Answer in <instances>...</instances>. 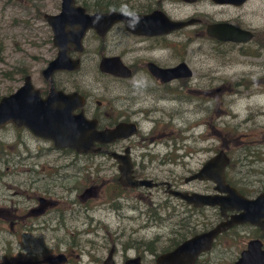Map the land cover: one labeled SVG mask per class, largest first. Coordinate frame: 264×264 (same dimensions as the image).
<instances>
[{"label": "rangeland", "instance_id": "1", "mask_svg": "<svg viewBox=\"0 0 264 264\" xmlns=\"http://www.w3.org/2000/svg\"><path fill=\"white\" fill-rule=\"evenodd\" d=\"M75 2L91 12L99 2H109L112 6L130 9H141L148 4L147 0ZM60 3L61 0H0V97L15 92L23 84L21 71L31 76L36 88L41 86V71L57 54L52 45V32L43 16L58 14ZM164 7L174 19L184 20L197 15V18L210 23L230 22L255 32L253 42L242 49L245 54L238 47L217 48L198 26L181 37L180 51L187 57L194 71L206 73L207 69L212 70L207 73L212 74L213 89L226 84L230 90L217 97H207V100L203 96H193V104L182 107L191 110L187 121H176L167 131H162L167 123H160L161 128L155 136L160 137L157 152L163 157L174 151L172 136L179 137L177 143L192 150L201 148L214 153V149H226L232 160L233 179L246 182L245 188L250 193H255L264 186V46H259L260 42L264 43V0H249L242 7L218 6L212 0H201L193 5L165 2ZM202 33L204 37H201ZM111 34L107 38V51L102 52L103 54L118 55L136 46L126 40L123 33L113 31ZM114 37L117 39L112 40ZM190 37L193 42L184 50L183 46ZM96 45L90 38L87 40L84 58L91 57ZM217 51L228 54L218 56ZM143 53L139 52L140 56ZM161 53L166 55L168 51H160ZM204 58H208V61L204 62ZM85 62L89 63L88 60ZM77 78L89 83L96 90L94 94L98 99L105 96L103 90L113 89L116 93L117 89L123 87L122 84L114 85L107 78H101L94 63L83 65ZM168 107L170 105L166 101L160 106L166 112L172 109ZM203 121H210V125H199ZM145 130H150L149 122ZM4 136L5 134L0 133V138ZM8 138L12 140V134ZM26 144L32 149L36 145L41 150L50 148L48 143L37 144L31 139ZM177 148L180 147L177 145ZM185 152L182 149L175 153L188 166L182 167L181 164L180 167L173 168L171 163H167L163 167V173H156L158 179L171 178L169 172L174 170L176 177L181 180L179 185L184 189H203L206 184H185L184 179L191 175L192 169L199 167L207 155H197L195 159L189 160L185 158ZM48 160L51 161V173L55 172L58 178L66 176L61 183L67 189L52 191L51 197L57 205L44 218L47 223L41 224L42 219L39 220L34 233L12 241L11 251L0 252V262L3 257L5 261L9 253L4 264H45L44 259L48 255L59 251L68 254L69 264H89L87 253L93 250L103 260L113 244L117 249L115 261L118 264L124 258L135 256H142L145 262L151 263L182 239V236L173 235L172 232L178 222L177 216H173V210H179V199L158 192L159 198L151 203L146 192H133L129 200H121L122 208L119 206V210H115L107 198L110 195L107 187L110 184V172L96 170L81 160L77 161L75 167L62 169L59 173L56 167L70 165L73 161L55 153ZM41 162H45V159ZM100 179L105 185L100 197L88 204H81L77 196L82 189ZM69 189L73 191L70 192ZM152 193L155 196L157 191ZM140 194H143L142 199L139 198ZM85 206L89 208L83 209ZM155 210L165 220L163 223L156 224L152 221L151 216ZM249 238L244 234L231 241L227 248L220 246L206 259H211L213 264H233Z\"/></svg>", "mask_w": 264, "mask_h": 264}, {"label": "flooded vegetation", "instance_id": "2", "mask_svg": "<svg viewBox=\"0 0 264 264\" xmlns=\"http://www.w3.org/2000/svg\"><path fill=\"white\" fill-rule=\"evenodd\" d=\"M199 1L201 0H196L195 3H190L185 0H147L148 4L141 9L121 7L118 10L110 9L105 12L87 11V9L83 6L76 4L77 6L83 7L87 14L118 11L148 16L155 12H160L173 22L187 23L193 21L194 23L182 29L173 30L165 35L153 36L135 33L127 29V26L123 22L116 23L103 35H99L94 29H88L81 40L79 50H76L73 45L68 46L67 56L71 61L78 62V66L76 67L77 69L74 71H56L49 77L48 80L44 79L42 76V71L47 66L41 71V86L36 88L32 83L35 89L39 92L41 99H47L52 90L55 92H62L64 95L76 94L79 98H81L82 105L79 106L78 100L79 107L73 111V115H82L85 120L94 123L96 125V131L101 132L113 130L119 125H123L125 127L133 126L135 128V132L133 135L126 138L116 139L109 143H95L92 148V152L82 154L70 149H56L52 141L33 135L25 127H15L14 125L9 124L0 129V133L5 134L4 137L0 138V252L5 253L7 251H11L13 247L12 241L16 239L18 240L26 234L29 235L34 233L35 227H38L36 223H38L39 220L42 219V221H40L41 224L47 223L44 218L49 215L53 206L57 205L56 201H54L51 197L52 191L56 189L66 191L65 189H67V187L61 183L62 181L64 182L66 176H59L58 178L55 172L51 173V161L48 159L53 153L58 154L63 158H69L73 161L70 165L67 164L56 167L59 173L62 169L75 167L77 165V161L81 160L84 164L92 166L93 168H96V170L110 172V184L107 186L109 188L108 193H110V195H108L107 198L115 210H119L121 207V200L126 202L130 199V195L133 192H146L148 196L147 199H149L151 203L154 199L159 198L158 192L170 195V190L189 192L191 194H216V184L213 182L194 181L192 183H203L206 185L203 189L192 188L190 190H186L182 185H179L181 180L179 177H176L174 170L169 172L171 178L173 176L172 179L168 178L160 180L156 174L163 173V167L167 163H171L173 168L180 167L181 164L182 167H187L188 165L185 162H181V158L175 153L176 151H180L182 149L186 150L184 155L185 158L189 160L195 159L197 155H207V157L200 163L199 167L190 171L191 175L201 171L203 167L220 152L224 151L228 155V151L226 149H214V153L201 148L193 150L189 149L184 144L181 146V143H177L179 137L176 138L173 136L171 139L175 142L173 145L174 151L172 150V153L164 157L157 152V145L160 143L158 138L160 137L156 138L155 136L161 128L160 123L163 125L167 123V126L162 129V131H167L170 129L169 127L174 126L176 121H187L191 115V110L182 109V107L193 104V99H191L193 96H203L204 98L206 97L207 100V97H217L230 90V87L226 86V84H222V87L214 90L212 83L213 78L211 76L212 74L207 73V71L210 70L207 69L206 73H197L194 71V69L190 66V62L187 57H185V55L183 56L180 51L181 37L185 36L187 31L193 30L198 26L203 32H206L208 40L217 48L238 47L242 50L245 46L253 42V40L248 43L240 44L221 42L217 39L209 37L207 34V28L212 24L230 22L210 23L202 18H197V15L184 20H178L174 19V17L169 14L164 7L165 2L193 5L197 4ZM216 5L230 7L243 6L227 4ZM241 29L251 31L249 29ZM113 31L123 33L126 40L131 41L132 44L136 46H134V48H128L125 52L118 55L103 54L102 52L107 51V38L111 33H113ZM253 33L255 35V32ZM201 37H204L203 33L201 34ZM89 38L92 43L96 42L97 45L91 57L89 56L84 58L83 54L85 52V43ZM116 39L117 38L114 37L112 40ZM192 42L193 39L190 37L186 45L183 46V49L187 50ZM263 44L264 43L260 42L259 46L262 47ZM164 50H167L168 54H160V51ZM139 52L144 53L140 56ZM241 52L242 54H245L243 50ZM216 53L218 56H225L228 54V52H225L226 54H224L223 52L219 53V51ZM56 57L53 60H55ZM104 58H118L121 64L125 66L129 72L127 78L124 79L119 76L102 73L99 66L101 60ZM85 60H88L89 63L85 62ZM206 61H208V58H204V62ZM84 63H94V67H96L98 75L101 78H107V80H110L114 85H116V83L122 84L123 87L121 89H117L116 93H114L113 89L109 91L103 90L105 96L100 99L96 98L94 94L96 90L90 87L89 83L85 82L84 79L77 78L82 66L85 65ZM182 64H186L188 69L192 72L190 77H173V79L167 81L159 76V69L175 70ZM220 69H222V67ZM210 72H212V70ZM176 73L177 72H174V74ZM27 76L29 75H23V81ZM61 77L63 78L61 79ZM196 80L198 83H195ZM165 101L170 105L168 108H172L169 112L160 108L161 105H164ZM75 102H77V100H75ZM165 118L167 119V122H165ZM148 122L150 124V130L147 131L145 130V126ZM199 125L209 126L210 121L200 122ZM9 134H12V140L8 138ZM164 135L165 134H163V137ZM167 138L169 137L167 136ZM29 139L37 144L48 143L50 148L48 150H41L39 145H36L33 149L29 148L26 144ZM202 140L207 139L202 138ZM177 145L180 148H177ZM185 158L183 157L182 159ZM42 159H45V162L42 163ZM120 159H124L130 165L132 182L147 180L153 182L152 186H123L120 182L121 176L119 169L122 165L119 161ZM232 169L231 160V164L226 170V182L228 185L236 188L241 195L249 199H256L264 194V186L258 189L255 193H250L249 190L245 188L247 187V185H245L247 184L246 182L243 183L242 180L233 179L234 175ZM168 184L170 185V189H168ZM104 187L105 185L103 180L100 179L98 181H92L84 189H82V192L77 196V199L81 204H88L100 197L101 193H103ZM87 189H93V196L82 198V194ZM71 190L69 189L70 192L73 191ZM153 191H157L155 196H153ZM139 198L142 199L143 194H140ZM88 208L89 207L85 206L83 209L87 210ZM178 208L179 210H176V208L173 210V216H177L178 222H176L175 225L173 224L174 229L172 232L173 235L187 237L186 240L196 235L209 232L220 223L230 221L232 216L238 214L237 212H228L226 215L227 217L224 218L218 207L205 206L198 208L194 205L187 204L181 199H179ZM156 210L152 213V221L156 224L163 223L165 220L160 216L159 211ZM41 230L44 231V228ZM244 234H247L250 238L247 243H244V248L240 250V254L233 264L239 260L242 252L245 251L249 242L252 240L259 241L261 243V251L264 252V230H262L261 227L252 226L250 224L237 225L220 234L214 242L212 251L203 254L198 259L196 264H213L211 259H206L208 255H211L222 245H224V249L225 247L227 248L231 241L238 239ZM155 240H157V238ZM111 249H114L112 253V261L114 264H118L115 261L117 249L113 244L108 250L106 258L103 260H100L99 256L93 253V250L87 253L88 263L104 264ZM67 255L68 254L56 251L48 255L44 259V262L45 264H69L70 259ZM138 257L141 259V264H154L157 258L156 257L153 262L147 263L144 261L142 256H135L133 258ZM8 258L9 253L5 257V261H7ZM128 259L129 258L122 259L121 264H125ZM1 260L0 264H4V257L1 258ZM258 260L259 258L256 263L259 262Z\"/></svg>", "mask_w": 264, "mask_h": 264}, {"label": "water", "instance_id": "3", "mask_svg": "<svg viewBox=\"0 0 264 264\" xmlns=\"http://www.w3.org/2000/svg\"><path fill=\"white\" fill-rule=\"evenodd\" d=\"M195 3L196 0H185ZM249 0H213L220 5L242 6ZM44 20L52 31V44L58 50L57 57L49 62L42 71L44 79L56 71H74L78 62L71 61L68 56V46H75L79 50L81 40L88 29H94L99 35H103L116 23L123 22L127 29L141 35H165L169 32L182 29L194 23L193 21L173 22L163 13L155 12L152 15L143 16L133 13L110 11L107 13L87 14L85 9L76 7L74 0H61L60 12L57 15H44ZM209 37L221 42L235 44L248 43L255 38L253 32L243 30L230 23H218L207 28ZM99 69L102 73L127 78L129 72L118 58H104L100 62ZM159 76L167 81L173 77H190L192 72L186 64H182L175 70H160ZM174 72H177L174 74ZM31 77L24 78L22 86L14 93L0 99V129L12 124L15 127H25L33 135L52 141L56 149H70L77 153H90L95 143L105 144L116 139L133 135V126L119 125L113 130L96 131V125L84 119L82 115H73V111L82 105V100L76 94L64 95L62 92L52 90L50 96L43 100L39 96L31 82ZM79 98V99H78ZM77 100V102H75ZM79 100V106H78ZM121 162L120 182L123 186L151 187L152 181L132 182L131 167L124 159ZM231 164V159L222 151L212 158L201 171L189 176L186 184L194 181H209L216 184L215 195H203L198 193L170 190L169 194L185 201L189 205L202 208L218 207L222 216L226 218L228 212H237L230 221L220 223L213 230L196 235L175 249L160 254L154 264H196L198 259L212 251L216 238L237 225L250 224L261 227L264 230V194L256 199H249L241 195L236 188L226 182V170ZM168 189L170 185L168 184ZM93 189H87L82 198L93 196ZM111 249L104 264H114ZM259 258V262L257 259ZM125 264H141V259L130 258ZM235 264H264V252L261 251V243L252 240L242 252Z\"/></svg>", "mask_w": 264, "mask_h": 264}, {"label": "trees", "instance_id": "4", "mask_svg": "<svg viewBox=\"0 0 264 264\" xmlns=\"http://www.w3.org/2000/svg\"><path fill=\"white\" fill-rule=\"evenodd\" d=\"M110 9L118 10V9H120V7H118V6H112L110 3H104V2H99V3H97V4L94 6V11H96V12H105V11L110 10ZM263 46H264V44H263ZM263 46H262V47H263ZM23 75H24V72L21 71V72H20V77H22ZM11 93H13V92H11ZM11 93H9V94H11ZM9 94H8V95H9ZM1 97H2V96H1ZM1 97H0V98H1ZM186 239H187V237L182 236V239H180V241L175 242L176 244H175L174 246H172L171 248L167 249L164 253L173 250L176 246H178L181 242H183V241L186 240Z\"/></svg>", "mask_w": 264, "mask_h": 264}, {"label": "bare ground", "instance_id": "5", "mask_svg": "<svg viewBox=\"0 0 264 264\" xmlns=\"http://www.w3.org/2000/svg\"><path fill=\"white\" fill-rule=\"evenodd\" d=\"M74 3H75V6H76V7H81V6H77V5H76V2H75V0H74ZM81 8H83V7H81ZM83 9H84V8H83ZM32 86H33V84H32ZM33 88L35 89V87H34V86H33ZM35 90H36V89H35ZM36 91H37V90H36ZM230 159H231V158H230Z\"/></svg>", "mask_w": 264, "mask_h": 264}]
</instances>
